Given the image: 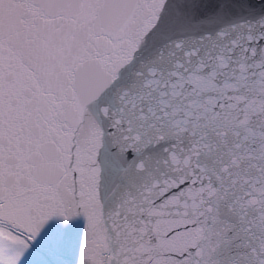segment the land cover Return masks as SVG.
<instances>
[{
  "label": "snow or ice",
  "instance_id": "snow-or-ice-1",
  "mask_svg": "<svg viewBox=\"0 0 264 264\" xmlns=\"http://www.w3.org/2000/svg\"><path fill=\"white\" fill-rule=\"evenodd\" d=\"M0 264H264V0H0Z\"/></svg>",
  "mask_w": 264,
  "mask_h": 264
}]
</instances>
